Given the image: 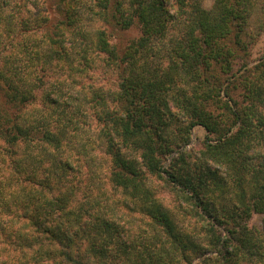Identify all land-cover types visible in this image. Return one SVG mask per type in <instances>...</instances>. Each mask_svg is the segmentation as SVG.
<instances>
[{
	"label": "trees",
	"instance_id": "trees-1",
	"mask_svg": "<svg viewBox=\"0 0 264 264\" xmlns=\"http://www.w3.org/2000/svg\"><path fill=\"white\" fill-rule=\"evenodd\" d=\"M171 1L57 0L65 14L57 29L66 33L10 43L34 28L28 17L4 14L13 1L0 0V264H192L214 250L219 256L204 264H264V59L234 72L259 0H213L209 10L203 0ZM96 22L106 29L92 32ZM134 25L140 37L120 53L108 30ZM90 47L116 68V94L76 89ZM161 53L164 67L155 63ZM55 61L72 81L46 80ZM197 126L212 136L205 165L183 153L164 169ZM91 132L93 142L84 137ZM97 150L109 159V186L138 221L122 222L121 200L101 186ZM81 162L93 187L79 178ZM149 176L175 189L203 235L180 225ZM254 214L261 231L249 226Z\"/></svg>",
	"mask_w": 264,
	"mask_h": 264
},
{
	"label": "rangeland",
	"instance_id": "rangeland-1",
	"mask_svg": "<svg viewBox=\"0 0 264 264\" xmlns=\"http://www.w3.org/2000/svg\"><path fill=\"white\" fill-rule=\"evenodd\" d=\"M12 1H13L12 7H14V9L13 8L5 9L4 14L6 13L13 15H20L24 18L28 17V19L31 22V26L34 29L29 33H18V35L14 34L12 37L7 39L8 42L19 43L21 41L22 43H25V41H32V43H34V42H39L41 40L45 41L46 34L49 36H51L52 34L54 37L55 34L54 32H56V30L58 31L57 33H64V32L66 33V31H64L60 26L57 29V25L65 19V14L63 10L60 9L59 4H56L57 0H12ZM171 2L174 4V0H172ZM213 2H214L213 0H203L204 8L207 10L211 9L213 6ZM28 10L35 12L37 16L28 15L27 14ZM40 18L47 20L46 21L42 20L38 22ZM102 25H100L99 22H96V25L92 27L95 28L92 30V32L98 29L99 27L106 29V26H102ZM44 26H48V27H44ZM47 28H48V32L46 31ZM173 33H175V31H173L171 34ZM108 34H110V36L112 37L111 43L117 48V50L120 53H123L124 51H127L128 47L131 45V43L134 40L140 37V29L137 27V25H134L128 30H121V29H115L114 31L108 30ZM244 35H245V42L247 43L248 47L238 52L237 54L238 58L236 59L235 62L234 72H239L240 68L243 65H247L248 68H254L256 67L257 64L261 62L262 59H264V0H259V3L255 8L253 15L249 20ZM56 38L58 37L56 36ZM80 43L78 44V46H80ZM83 46L84 45H81L80 48L78 47L77 49H75V52L77 53L79 50H82ZM89 50L90 52L92 51L89 54V59L91 60V64H89L90 68H86L84 73L81 74H78L76 72V75L73 76L75 77V79H77V83L79 85L76 89L85 91V93H88V95H90L89 93L93 91L94 92L102 91V94L105 95L106 97L112 96L113 93L116 94L118 92L119 83H120V76L118 75L116 68L113 67L111 64H109L107 60L108 59L107 56L100 54L97 50L93 51L91 47ZM166 51L167 50L163 48V52L165 53ZM20 57L23 58L22 55ZM163 57H166V54L163 56V53H161L160 58H158V60L155 59L156 65H161L162 67H164L165 58ZM46 74L49 75V77H47L46 80L50 81V83L56 82L58 80L66 81V82L73 80V78L68 77L67 70H63L62 66L58 67L57 61H55L53 65L49 66V70L46 72ZM218 74L219 73L217 72V75ZM240 92H241L240 90H236L235 93H233V95H235L238 101L244 100V96H240L241 95ZM224 99L227 100L226 97H224ZM244 103L247 104V102ZM84 107H85L83 110L84 112L90 109L88 104H86ZM219 114H221L220 110L215 112V115H219ZM87 122L88 125L92 127L91 129H94L92 131H96L97 128H99V126L97 125V123H95L93 119L89 120V119H85V117L82 118V124ZM177 127H179V125ZM91 133L92 134L90 135L87 134L84 135V137L90 138L93 142L95 141V138L93 137V132ZM208 135L209 134L204 129V127L202 126L195 127L191 131L190 144L188 146L177 149L170 157H168L163 163L164 169L169 170L173 158H176L183 153L184 155H186V158L190 161L191 164L201 163L205 165L206 159L202 158V153L203 151H205V143H208V137H212ZM86 142L90 143V141H86ZM210 143L214 144L215 142L210 141ZM94 154H95L94 158L96 160L94 169H96L99 175H101V180L103 181L101 182L102 183L101 186L103 187L104 191L108 193V196L110 195V198L112 200H121L119 204L117 205L115 204V205H116V209L120 214V217H122L123 219L122 222L126 220L138 221L140 219L139 214L130 211V209H134L132 203H129V206L126 207L123 204L124 200L123 197L121 196V193L119 191L118 192L114 191L109 186V183L105 178L106 171L109 167V159H107L106 156L103 153H100L98 150ZM261 156H264V154H261ZM216 161L217 160L215 159L214 162L210 161V166H212L214 170L217 171L218 177L226 176L227 170L225 169L224 166H221ZM80 165H82V170L79 178L82 179V181L88 185L90 168H88L85 162H81ZM78 168L80 169L79 166ZM163 176L165 177V174H163ZM232 183L233 182H231L230 185H232ZM147 185L153 189L156 198L169 211H171V213L175 216L176 220L180 223L181 226H185L191 229L192 231L196 233H201V235H203L204 232L201 231V225H202L201 222H199L195 218L193 219L186 215L189 207L180 200L174 188L168 186L162 180L150 176L148 177ZM89 186L93 187L92 184H89ZM125 207L127 209L128 208L130 209L127 210ZM248 223L249 226H251L253 229H258L259 231L262 230L261 215L254 214ZM140 224L141 223H139L137 227H139ZM224 237H226V234H224ZM202 244L205 245V242H203ZM205 253L206 255L203 256V258L201 257L194 259V262L192 264H204L205 258L213 257L214 260H216L215 258L219 256L218 255L219 253L216 250H214V253L210 251H207Z\"/></svg>",
	"mask_w": 264,
	"mask_h": 264
}]
</instances>
